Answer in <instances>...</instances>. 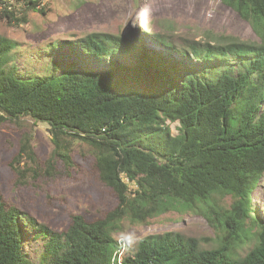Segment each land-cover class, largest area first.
I'll list each match as a JSON object with an SVG mask.
<instances>
[{"label":"trees","instance_id":"16d2710c","mask_svg":"<svg viewBox=\"0 0 264 264\" xmlns=\"http://www.w3.org/2000/svg\"><path fill=\"white\" fill-rule=\"evenodd\" d=\"M42 1L0 0L1 17L27 23L16 6L44 13ZM220 1L251 24L258 42L222 35L233 44L187 50L160 32L157 48H148L92 32L66 42L78 50L73 62L23 78L12 65L18 44L0 36V125L45 123L53 144L41 164L33 134L24 132L12 150L16 179L27 171L51 177L61 162L69 179L95 180L115 199L96 217L73 215L58 232L0 190V264H264V210L252 201L264 176V0ZM194 60L202 68L185 64ZM168 122L178 123L176 135ZM75 142L91 153L76 154ZM226 196L229 207L217 202ZM178 210L204 212L221 232L218 246L202 249L196 238L168 231L130 250L114 237L126 219L147 224ZM28 234L42 245L37 259L25 250Z\"/></svg>","mask_w":264,"mask_h":264},{"label":"rangeland","instance_id":"374dc122","mask_svg":"<svg viewBox=\"0 0 264 264\" xmlns=\"http://www.w3.org/2000/svg\"><path fill=\"white\" fill-rule=\"evenodd\" d=\"M2 7L0 36L18 44L16 58L12 55V65L23 78L43 76L53 70L54 64L73 62L79 55L78 50L66 42L74 36H86L92 32L121 35L148 48H157L155 33L160 32L176 48L187 50L193 44H198V47L212 43L217 46L233 44L221 42L219 37L222 35L249 43L259 41L251 24L220 0H43L38 10L44 9V13L26 11L23 5L16 6L19 17L26 16L27 19V23L19 25L1 17ZM200 11L204 16L203 22L197 19ZM210 21H218L219 25L214 27L215 23ZM123 57H128V54ZM226 59L231 61L229 56ZM185 64L196 70L202 68L195 60ZM168 123L176 135L178 123ZM24 132L33 134V145L41 164L45 163L53 149L49 126L45 123L36 124L25 118L19 123L7 121L0 125V190L8 202L33 217L38 224L58 232L68 228L73 215L89 219L115 205V199L106 187L83 175L69 179L61 162H58L56 174L51 177L45 175L35 179L33 172L27 171L25 180L16 179L10 169L12 150L18 151ZM71 147L76 154L88 156L91 153L90 147L83 142H75ZM131 188L134 186L131 185ZM252 198L254 207L264 210V176ZM217 202L229 207L232 200L230 196L217 197ZM199 207L205 209L204 205ZM122 224L121 231L114 237L130 250L135 249L142 238L168 231L196 238L202 249L217 247L218 236L221 237V232L207 221L202 211L178 210L147 224L132 223L127 219ZM27 239L25 250L37 259L42 245L32 240L30 234ZM251 247L248 243L239 252L244 255Z\"/></svg>","mask_w":264,"mask_h":264},{"label":"bare ground","instance_id":"6f19581e","mask_svg":"<svg viewBox=\"0 0 264 264\" xmlns=\"http://www.w3.org/2000/svg\"><path fill=\"white\" fill-rule=\"evenodd\" d=\"M198 16H197V19L201 22H203V18H204V16H203V13L200 11L198 14H197ZM141 16L143 17V13L141 14ZM210 22H212V21H210ZM209 22V23H210ZM212 23H215L213 26L214 27H217L219 24V22L218 21H213Z\"/></svg>","mask_w":264,"mask_h":264},{"label":"built area","instance_id":"2783aa9c","mask_svg":"<svg viewBox=\"0 0 264 264\" xmlns=\"http://www.w3.org/2000/svg\"><path fill=\"white\" fill-rule=\"evenodd\" d=\"M9 1L12 2L13 0H9ZM119 243H120V242H119ZM120 244H121V243H120ZM122 246H123L122 248H124V247H125V244H122ZM122 254H123V249L120 250L119 253L117 254V256H118V258H119V259H118V262H119V263H120V261H121V258H120V257H121ZM115 255H116V254H115Z\"/></svg>","mask_w":264,"mask_h":264},{"label":"clouds","instance_id":"9594fccd","mask_svg":"<svg viewBox=\"0 0 264 264\" xmlns=\"http://www.w3.org/2000/svg\"><path fill=\"white\" fill-rule=\"evenodd\" d=\"M223 42V41H222ZM213 44V43H212ZM214 46H217L216 44H213Z\"/></svg>","mask_w":264,"mask_h":264}]
</instances>
